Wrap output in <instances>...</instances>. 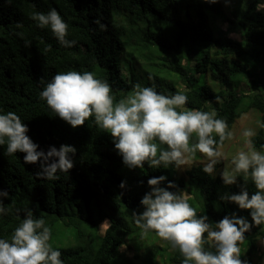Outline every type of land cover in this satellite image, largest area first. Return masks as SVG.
<instances>
[{
  "label": "trees",
  "instance_id": "obj_1",
  "mask_svg": "<svg viewBox=\"0 0 264 264\" xmlns=\"http://www.w3.org/2000/svg\"><path fill=\"white\" fill-rule=\"evenodd\" d=\"M220 1L0 0V114L15 112L38 151L61 145L76 149L74 167L45 180L37 178L39 162L25 164L24 153L9 155L7 144L0 145V190L8 192L0 238L10 239L30 210L44 219L49 243L61 252L63 264H182L178 248L171 249L168 241L157 245L160 238L151 231L144 235L132 218L144 211L148 180L164 176L160 186L176 185L168 190L184 192L209 223L236 215L252 224L241 243L246 257H240L252 263L257 242H264V225L253 224L250 210L221 199L242 188L251 198L257 189L250 178L241 175L236 184L225 185L220 176L204 173L201 164L180 177L174 175L175 165L155 168L146 162L129 168L94 118L74 129L40 98L41 80L50 82L67 71L91 72L108 82L116 101L137 83L164 95L180 92L188 97L186 108L215 111L228 131L238 118L256 111L260 126L251 139L264 152V7L258 8L264 0H230L228 14ZM51 9L68 25L66 39L76 42L73 47L62 46L50 28L31 19ZM18 22L22 28L15 27Z\"/></svg>",
  "mask_w": 264,
  "mask_h": 264
},
{
  "label": "clouds",
  "instance_id": "obj_2",
  "mask_svg": "<svg viewBox=\"0 0 264 264\" xmlns=\"http://www.w3.org/2000/svg\"><path fill=\"white\" fill-rule=\"evenodd\" d=\"M260 7L264 4H258ZM31 19L40 28H50L62 46L75 45L74 40L66 39L68 25L55 9L46 14L36 12ZM95 23L105 28L99 20ZM15 27L23 25L18 22ZM41 83L44 88L40 98L55 115L74 129L94 118V123L111 135L115 149L129 168H142L146 162L149 167L179 168L199 152L207 159L203 172L212 176L221 162L224 141L233 135L228 131L227 121L216 118L215 111L186 108L188 97L180 92L164 95L155 86L142 87L137 83L125 98L116 101L108 82L91 72L78 71L59 72L50 82L41 80ZM28 131L15 112L0 114V145L7 144L9 155L24 153L25 164L39 162L37 178L58 179V173H68L74 167L71 158L76 152L74 147L61 145L59 149L51 147L47 153L38 151ZM213 134L219 137L218 141ZM255 135L252 129L243 132L247 150L237 152L230 161L232 167H224L221 178L225 185H233L242 175L245 181L250 178L257 191L249 198L247 190L242 188L239 194L226 193L221 199L250 210L253 224L259 226L264 225V152L255 148L251 139ZM165 180L164 176L148 180L151 191L141 200L144 211L132 214L143 234L154 232L178 248L183 256L182 264H245L240 258L239 245L252 224L236 215L225 217L215 225L209 223L206 215H198L184 192L168 190L176 185L169 183L167 188L161 187ZM7 196L8 192L0 190V214L5 213ZM49 241L50 229L44 219L34 217L27 210L10 239L0 238V264H63L61 252L53 250Z\"/></svg>",
  "mask_w": 264,
  "mask_h": 264
},
{
  "label": "rangeland",
  "instance_id": "obj_3",
  "mask_svg": "<svg viewBox=\"0 0 264 264\" xmlns=\"http://www.w3.org/2000/svg\"><path fill=\"white\" fill-rule=\"evenodd\" d=\"M231 1L230 0H222L220 1L219 5L223 13L228 14L229 8H230ZM217 25L222 29L225 30V25L221 20H217ZM234 38L238 39V35H232ZM211 85L214 87V90L218 89V86H216L215 83H211ZM260 126V120L258 117V114L256 111L251 110L249 113L244 114L240 118L236 120L234 125L232 126L230 132L233 134L231 139H228L227 142L224 144V146L220 149L223 153V156L220 158L221 162L218 163V165L215 166V173L212 175L214 177H221V173L224 169V167L231 168L232 165L230 163L231 159L237 154V152L244 150L246 151L247 148L245 147V138L243 136V132L247 129H252L255 133H257V130ZM207 163V159L203 157L200 153H198V156H194L189 160V162L179 168H175L174 175L175 176H183L185 172L190 169L192 166H196L201 164L204 166V164ZM187 196V195H186ZM195 209H197L195 206H193ZM107 227V223H102L100 225V233H102L105 228ZM60 230H58L59 233ZM57 233V234H58ZM143 236V235H142ZM140 236L139 238H141ZM167 241H164L160 238V240L157 242V245L164 246ZM170 243V242H169ZM134 245V243H132ZM171 249L173 246L171 243L169 244ZM241 248V255H242V245H239ZM129 254V253H128ZM130 256V255H129ZM243 257H246L245 254L242 255ZM134 259V258H132ZM243 261V260H242ZM135 263L137 264L138 261L135 260ZM251 264H264V242L262 240H259L257 242V253L252 258Z\"/></svg>",
  "mask_w": 264,
  "mask_h": 264
}]
</instances>
